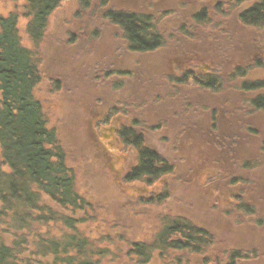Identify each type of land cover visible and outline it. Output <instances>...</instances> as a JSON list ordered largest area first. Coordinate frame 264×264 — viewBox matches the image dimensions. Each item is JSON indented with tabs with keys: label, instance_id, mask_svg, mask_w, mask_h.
<instances>
[{
	"label": "flooded vegetation",
	"instance_id": "obj_1",
	"mask_svg": "<svg viewBox=\"0 0 264 264\" xmlns=\"http://www.w3.org/2000/svg\"><path fill=\"white\" fill-rule=\"evenodd\" d=\"M79 1L83 8L90 4L93 8V0ZM113 1L102 0L104 19L120 30L119 36L113 38L116 46L107 41L111 57L93 56L95 60L91 62L80 59L74 61L72 68L73 74L81 79L78 84L80 89L83 85L84 92L80 96L85 98L76 103L72 117L76 134L71 140L76 152L86 149L98 161L99 170L104 172L96 175L98 181L117 180L121 188L122 184L129 186L134 182H142L146 187L155 185L158 190L153 193L157 194L144 201L157 206L164 205L171 197L170 176L174 175L173 179L181 180L182 184L181 178L188 177L192 169L199 171V162L192 158L193 150L195 155L199 151L204 154L203 148L220 154L219 162H212L215 171L204 179L207 194L199 199L201 210L212 216L213 222H197L193 215L185 214L188 211L185 208L175 211L177 214H161L152 235L125 237L127 257L135 264H151L158 257L166 264H184L191 254L204 256L207 262L199 264L251 263L255 251L242 248H230L226 252L223 247L226 257L210 256L211 248L218 247L214 246L216 240L210 228L218 225V216L226 217L225 210L226 214L230 211L236 215L225 209V205L237 210L238 219L240 211L247 215L254 212L251 204L241 202L239 174L234 171L241 164L238 154L246 157L264 154V9L255 13L263 6V0ZM118 15L125 19L131 16L141 24L143 30L139 36L148 42V48L133 44ZM108 35L112 38L110 31ZM67 37L71 41L68 49H81L82 41L78 43L77 34ZM116 48L117 54H122L120 58L112 54ZM59 52L56 55L68 63L69 58ZM50 83L58 85L60 79L51 78ZM106 130L113 133V142L109 138L103 140ZM150 138L156 139L153 145ZM165 139L169 141L163 144ZM163 147L173 154L179 149L190 150V160L177 157L179 163L170 161ZM114 150L120 153L117 155ZM129 150L134 152V160L124 166V153ZM142 150L159 156L160 161L155 163L160 170L157 174L136 172ZM115 155L117 160L113 161ZM226 165H233L234 174L225 172ZM241 165L244 168L253 163L244 161ZM216 175L220 176L219 180H215ZM225 193L230 199L221 200ZM127 195L130 198L133 193ZM178 219L182 220L184 231L189 229L185 227L195 228L207 245L189 242L177 233L172 237L185 246L162 250L165 246L160 242V232L167 223ZM261 238L263 243L264 237ZM138 246L149 253V260L138 251Z\"/></svg>",
	"mask_w": 264,
	"mask_h": 264
},
{
	"label": "rangeland",
	"instance_id": "obj_2",
	"mask_svg": "<svg viewBox=\"0 0 264 264\" xmlns=\"http://www.w3.org/2000/svg\"><path fill=\"white\" fill-rule=\"evenodd\" d=\"M111 2L115 1L111 0ZM26 4L27 0H0V13L8 15L11 12H17L19 14L18 26L22 43L32 48V43L26 33L28 23V18L24 16V5ZM93 4V8L91 4L83 8L79 0H65L51 14L47 32L39 46L38 57L40 59L41 79L36 87L35 96L43 105L49 128L56 130L58 139L64 147L67 164L76 176L78 192L89 203V206L82 211L58 210L61 214L74 215L77 220L82 219L78 224L79 230L89 237L94 242V245L109 248L110 253L103 258L102 264H135L126 255L128 247L125 243V237L126 239L135 236L147 238L152 235L158 228L159 215L177 214L175 211L179 212L181 208H185L188 209L185 214L190 213L197 222H213L212 216H206L204 211L201 210L199 199L201 200V195L207 194L204 179L208 178L210 173L215 171L212 162H219L217 158L220 154L212 152L211 149L203 148L204 154H201L199 151L198 155H195L196 152L193 150L192 158L193 161L196 158V161L200 163V165L199 163L197 164L200 166L199 171L192 169L188 177L183 176L181 178L184 180V182H181L182 184L179 183L181 180L173 179L174 175L170 176L172 179H169L170 181L168 182L170 184L169 188L171 187V197L164 205H148L144 201L147 200V197L157 194L153 193L158 190L155 185L146 187L142 182H134L129 186L122 184L121 188L119 187L121 183L117 180H107L106 183L101 179V181H98L96 175L101 176L104 174L102 170H99V166L101 168V165L97 164L98 161L86 149L76 152L77 149L71 140L72 135L76 134L74 132V118H72L76 112L75 105L78 101H85V98L80 96L83 85H81L82 89H80L78 81L81 82V79L73 74L72 68L76 64L74 61L79 62L80 59L91 62L95 60L93 56L98 57L100 55L102 59L111 57L106 44L107 41H111V44L116 46L113 38L119 36L120 30L104 19L102 0H93ZM94 21L96 22L94 23ZM95 30H97L96 34H94ZM109 31L112 33V38L108 35ZM74 33L79 36L77 37L78 43L80 44L82 41L81 49L78 50V48L76 51L67 48L71 44V41L68 39L70 37L67 36ZM61 44L62 48L59 47ZM105 48L108 52H106ZM117 49H114L112 54L120 58L122 54L119 53L118 55ZM57 52L67 56L70 61L68 63L63 62L56 55ZM81 65L83 66L84 63H81ZM51 78H59L60 83L53 86L50 83ZM104 133H106L105 137H103L104 141L108 138L111 142L114 141L113 133L109 130L104 131ZM164 141L165 143L163 144H166L169 139H165ZM149 142L153 145L156 139L150 138ZM114 145L116 146V144ZM197 149L199 150V148ZM176 151L178 153L173 154L167 147H163V152L170 161L178 162L177 157L183 161L190 160L188 157L190 150L184 151V149H179ZM114 153L118 155L120 152L114 150ZM124 156L126 157V163H123L124 166L126 164L129 165L134 160V152L131 150L128 153H124ZM230 156V162H232L234 155L231 153ZM120 157L123 158L122 156ZM238 157L241 159H238L239 163L242 164L244 161H249L253 165L243 168L240 164L235 171L231 170L233 165H226L225 172L229 171V173H233L234 171L236 175L239 174L237 177L240 183H237V185L240 186L239 191L242 194L240 197L241 202L244 201L251 204L254 212L247 215L243 211H240V219H238L237 210L229 209V205H225V209L234 211L236 215L233 212L230 213V211L226 214V210V217H219L218 214H215V216H218L220 222H218L216 227L210 229L216 240L214 246L217 245L218 247L216 249L211 248L209 255L214 257L224 255L226 257L225 253L230 248H242L251 252L255 251L253 254L255 262L253 264H264V242L261 243V237H264V186L263 188L261 186V181L264 178V154L258 153L254 157L238 154ZM116 160L117 157L115 155L113 161ZM219 179L220 176L216 175L215 180ZM185 183H187V186ZM214 190L215 192L217 191L215 187ZM128 193H133V195L128 198ZM227 198L230 199L227 194L220 197L221 200ZM203 200L207 202L205 199ZM46 201L54 205L48 198H46ZM216 209H213L214 212H216ZM229 226L230 228H228ZM42 229L45 233L49 231L51 233L49 234L50 236L63 235L69 232L61 223L56 224L55 222L50 223L49 226H43ZM223 247L226 249V252L221 250ZM187 257L188 260L184 264H199L200 261L203 263L207 262L203 258L204 256L201 255L191 254ZM151 264L166 263L158 257ZM168 264L172 263L169 262ZM210 264L214 263L210 262Z\"/></svg>",
	"mask_w": 264,
	"mask_h": 264
},
{
	"label": "trees",
	"instance_id": "obj_3",
	"mask_svg": "<svg viewBox=\"0 0 264 264\" xmlns=\"http://www.w3.org/2000/svg\"><path fill=\"white\" fill-rule=\"evenodd\" d=\"M63 1L27 0L24 16L28 18L26 33L32 48L22 43L19 14L0 13V264H102L109 253L107 247L94 245L79 230L82 219L58 210L82 211L89 203L78 192L64 147L56 130L49 128L43 105L35 96L41 79L39 46L51 14ZM262 4L256 14L264 9V0ZM118 16L133 44L148 48V42L139 36L141 24L131 16ZM139 158L136 172L153 175L160 171L155 167L160 161L155 153L142 150ZM54 222L69 232L50 236L48 228L45 233L42 227ZM181 222H169L160 232V242L165 246L162 250L185 246L172 237L177 233L189 242L207 245L195 228L185 227L189 228L185 233ZM138 248L149 260L145 248Z\"/></svg>",
	"mask_w": 264,
	"mask_h": 264
},
{
	"label": "crops",
	"instance_id": "obj_4",
	"mask_svg": "<svg viewBox=\"0 0 264 264\" xmlns=\"http://www.w3.org/2000/svg\"><path fill=\"white\" fill-rule=\"evenodd\" d=\"M250 259H252L251 263L253 264V263L255 262V259H254V257H253V258H250Z\"/></svg>",
	"mask_w": 264,
	"mask_h": 264
}]
</instances>
